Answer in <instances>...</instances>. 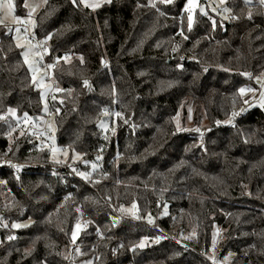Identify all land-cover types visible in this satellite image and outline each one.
I'll list each match as a JSON object with an SVG mask.
<instances>
[{
	"label": "trees",
	"instance_id": "obj_1",
	"mask_svg": "<svg viewBox=\"0 0 264 264\" xmlns=\"http://www.w3.org/2000/svg\"><path fill=\"white\" fill-rule=\"evenodd\" d=\"M201 1L189 27L187 0H46L35 33L58 60L56 139L77 164L14 127L45 106L0 27V157L30 167L19 180L0 171V264H212L217 230L219 257L264 264V106L223 125L264 71V3L223 0L225 19ZM181 110L192 124L179 131Z\"/></svg>",
	"mask_w": 264,
	"mask_h": 264
},
{
	"label": "rangeland",
	"instance_id": "obj_2",
	"mask_svg": "<svg viewBox=\"0 0 264 264\" xmlns=\"http://www.w3.org/2000/svg\"><path fill=\"white\" fill-rule=\"evenodd\" d=\"M80 2V0H77ZM110 0H87V3H82L83 5L88 4H98V6L102 5L104 2H108ZM221 4H223V0H217ZM247 2H261V0H245ZM11 3L13 5L11 12L8 10V0H0V25L5 24H27L30 27L32 35L36 36L35 33V26H36V16L39 13V11L44 7L46 0H23L22 7L25 10L24 15H18L16 13L17 10V4L16 0H11ZM81 3V2H80ZM262 3V2H261ZM208 7L212 10L211 4L208 3ZM93 8V7H91ZM96 8V7H94ZM185 9L189 14V17L191 16L192 20L195 15L196 10H200L201 12H206V4H204L201 0H187ZM17 18L19 19V22H17ZM13 39L15 43L23 49V53L25 51H28L29 54L27 58L24 57V60L27 59V66L29 67L31 72H34L37 67L41 64V58L42 54L39 50L38 43L35 40H27L25 37V34L22 32V30L16 29L13 34ZM41 43L46 45L45 40H40ZM45 42V43H44ZM46 53H49L48 46L45 49ZM34 82L37 83L38 87L40 88L42 97H43V104L46 107V97L47 94L51 88L52 81H54V77L52 73H49L48 70L45 68L40 73L33 78ZM257 88H243V92H241V95L243 99H245V106L247 107H263L264 106V96H262V93H264V71L261 73V75L256 79ZM11 114H14L13 111H10ZM175 124L177 129L180 131L183 126L186 124V126H191L192 124V115L189 112L186 113V118L183 120L182 117V110L179 111L175 116ZM102 128H104L105 131L107 130H113L115 128V123L113 125H110L109 123L102 122L101 123ZM48 148L51 151V160L57 163H70V164H77L80 160H82V156L77 153L73 152L72 156L70 155V151H65L62 146L58 145L57 139H56V126L54 123L53 126V135L51 137V141L49 143ZM71 156V157H70ZM97 168V165L95 163L91 164V170H94ZM85 175L82 176L84 178H87L89 176L88 172H82ZM30 223V220H25L21 222H15L13 225H17V227L12 226L13 228H19L22 226H25ZM87 223V217L80 216L75 224V227L73 229L72 238L75 242L79 235L81 230L83 229L84 225ZM75 233V235H73ZM221 231L217 230L215 235L213 236V249L211 250L212 256L215 258L219 257V249L216 247L220 240ZM221 258V257H219ZM227 262H230V256L227 255V257H223ZM220 264H226L223 262Z\"/></svg>",
	"mask_w": 264,
	"mask_h": 264
},
{
	"label": "built area",
	"instance_id": "obj_3",
	"mask_svg": "<svg viewBox=\"0 0 264 264\" xmlns=\"http://www.w3.org/2000/svg\"><path fill=\"white\" fill-rule=\"evenodd\" d=\"M205 2L210 3L212 9L220 16H222L225 19H230L231 14L227 10L226 6L224 4H221L217 0H205ZM0 27H5L8 30V34L12 35L13 32L16 29L22 30V32L25 34V37L27 40H35L38 43L39 50L42 54L41 58V64L37 67V69L32 72L31 76L36 77L40 71L43 69H47L49 73H52L54 77V72L53 68L57 65L58 60H53L50 61L48 59L49 53H46L45 49L47 48V44L44 45L41 43V39H39L36 36L32 35L31 30L29 25L27 24H5V25H0ZM45 43V42H44ZM60 90L57 81L55 80L52 81L51 88L47 94L46 97V107L45 111L41 116H23L18 118L14 122V127L19 131V134L22 136L28 137L29 141L37 146L38 148H48L49 143L51 141V137L53 135V126L56 120L57 114L60 113V106L57 102V92ZM246 110V106L243 105L240 107V109L232 114V117L225 122L223 125L226 126H231L235 127L237 124V119L238 117L241 116V113ZM65 151H67V148H64ZM63 167V166H62ZM5 168H10L13 172V175L19 180L21 176L24 173H27L30 169L29 166H27L23 162L16 161L8 156H3L0 157V171L5 169ZM135 207L132 206L128 216L136 219V220H143L144 218L142 217L140 213V208L137 204H134ZM122 217L127 216V214H120ZM115 220V218H113ZM191 235H195V232H192ZM184 231L180 233L178 236V240L180 242H184ZM186 243V241L184 242ZM226 264H230V262H227L225 258H213L212 264H220L223 262Z\"/></svg>",
	"mask_w": 264,
	"mask_h": 264
},
{
	"label": "snow or ice",
	"instance_id": "obj_4",
	"mask_svg": "<svg viewBox=\"0 0 264 264\" xmlns=\"http://www.w3.org/2000/svg\"><path fill=\"white\" fill-rule=\"evenodd\" d=\"M80 2L86 4V3H87V0H80ZM165 2H168V0H165ZM190 2H191V0H190ZM261 2L264 3V0H261ZM73 3L75 4V3H76V0H73ZM87 6H89V7H93V8H94V7H98V4H88ZM7 7H8L9 12H11L12 7H13V5H12V3H11V0H8V5H7ZM17 22H19V19H18V18H17ZM191 23H192V18H191V16H190V17H189V27H191ZM18 31H19V29H18ZM28 54H29L28 51H25V52L23 53V55L25 56V58H27ZM25 62H27V59L25 60ZM84 83L87 84L88 82H87V81H84ZM240 91L243 92L244 90L241 89ZM262 96H264V93H262ZM10 111H13V110H10ZM80 175L84 176L85 174H84V173H81ZM133 207H135V205H133ZM13 226H14V227H17V225H13ZM73 235H75V233H74ZM140 246L143 247V242H141V245H140Z\"/></svg>",
	"mask_w": 264,
	"mask_h": 264
}]
</instances>
